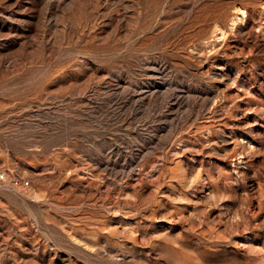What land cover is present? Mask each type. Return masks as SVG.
I'll list each match as a JSON object with an SVG mask.
<instances>
[{"label": "rangeland", "instance_id": "374dc122", "mask_svg": "<svg viewBox=\"0 0 264 264\" xmlns=\"http://www.w3.org/2000/svg\"><path fill=\"white\" fill-rule=\"evenodd\" d=\"M0 173V264H264V0H0Z\"/></svg>", "mask_w": 264, "mask_h": 264}, {"label": "built area", "instance_id": "2783aa9c", "mask_svg": "<svg viewBox=\"0 0 264 264\" xmlns=\"http://www.w3.org/2000/svg\"><path fill=\"white\" fill-rule=\"evenodd\" d=\"M2 178H4V174L3 173H0V179H2ZM19 183V181H16V184H18ZM20 183L23 185V184H28V181H20Z\"/></svg>", "mask_w": 264, "mask_h": 264}]
</instances>
